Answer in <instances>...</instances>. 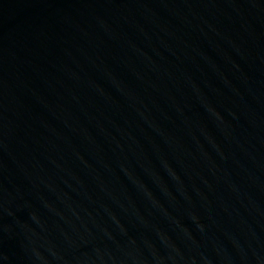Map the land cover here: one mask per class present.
<instances>
[{"label":"water","instance_id":"95a60500","mask_svg":"<svg viewBox=\"0 0 264 264\" xmlns=\"http://www.w3.org/2000/svg\"><path fill=\"white\" fill-rule=\"evenodd\" d=\"M0 264H264V0H0Z\"/></svg>","mask_w":264,"mask_h":264}]
</instances>
